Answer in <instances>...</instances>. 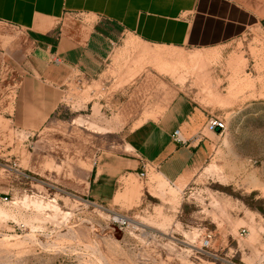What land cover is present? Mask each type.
I'll list each match as a JSON object with an SVG mask.
<instances>
[{"label":"rangeland","instance_id":"1","mask_svg":"<svg viewBox=\"0 0 264 264\" xmlns=\"http://www.w3.org/2000/svg\"><path fill=\"white\" fill-rule=\"evenodd\" d=\"M33 54L0 23V264H264V25L215 49L125 36L99 76L73 75L55 115L24 131L7 114ZM184 96L227 123L192 184L143 170L115 205L88 202L100 155Z\"/></svg>","mask_w":264,"mask_h":264},{"label":"crops","instance_id":"2","mask_svg":"<svg viewBox=\"0 0 264 264\" xmlns=\"http://www.w3.org/2000/svg\"><path fill=\"white\" fill-rule=\"evenodd\" d=\"M0 23L22 30L34 48L7 120L38 131L59 110L73 75L99 76L125 36L162 48H220L264 25V0H0ZM210 116L187 97L176 98L160 118L100 155L82 195L113 206L143 170L186 189L213 152ZM177 130L185 143L174 140Z\"/></svg>","mask_w":264,"mask_h":264},{"label":"built area","instance_id":"3","mask_svg":"<svg viewBox=\"0 0 264 264\" xmlns=\"http://www.w3.org/2000/svg\"><path fill=\"white\" fill-rule=\"evenodd\" d=\"M206 129L208 132H210L212 134L222 136L227 131V123L225 120L220 119L216 116H210V118L206 124ZM217 130H220V131L218 132ZM173 138L176 142L185 143L184 139L181 136L180 130H177L174 133ZM144 168H145V166H144ZM146 172L147 171H145V173H143L142 175L146 176L147 175ZM125 223H126V221L122 222V224H125ZM212 240H213L212 233L206 234L203 238L202 249H204V248L209 249L211 247Z\"/></svg>","mask_w":264,"mask_h":264},{"label":"bare ground","instance_id":"4","mask_svg":"<svg viewBox=\"0 0 264 264\" xmlns=\"http://www.w3.org/2000/svg\"><path fill=\"white\" fill-rule=\"evenodd\" d=\"M102 130V129H101ZM157 178V177H156ZM36 204V203H35ZM37 206V205H36ZM39 206H37V208H38ZM116 219H120V217L119 216H116Z\"/></svg>","mask_w":264,"mask_h":264},{"label":"water","instance_id":"5","mask_svg":"<svg viewBox=\"0 0 264 264\" xmlns=\"http://www.w3.org/2000/svg\"><path fill=\"white\" fill-rule=\"evenodd\" d=\"M218 132L220 131V130H217Z\"/></svg>","mask_w":264,"mask_h":264}]
</instances>
